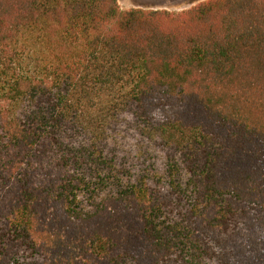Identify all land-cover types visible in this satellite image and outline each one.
Wrapping results in <instances>:
<instances>
[{
  "label": "trees",
  "instance_id": "obj_1",
  "mask_svg": "<svg viewBox=\"0 0 264 264\" xmlns=\"http://www.w3.org/2000/svg\"><path fill=\"white\" fill-rule=\"evenodd\" d=\"M0 264H264V0H0Z\"/></svg>",
  "mask_w": 264,
  "mask_h": 264
},
{
  "label": "crops",
  "instance_id": "obj_2",
  "mask_svg": "<svg viewBox=\"0 0 264 264\" xmlns=\"http://www.w3.org/2000/svg\"><path fill=\"white\" fill-rule=\"evenodd\" d=\"M201 1L203 0H119V4L124 10L144 8L181 11L188 9Z\"/></svg>",
  "mask_w": 264,
  "mask_h": 264
}]
</instances>
